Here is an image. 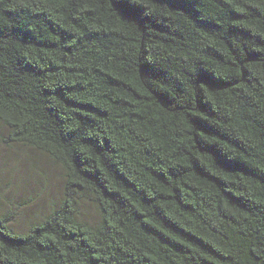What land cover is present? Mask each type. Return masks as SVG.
<instances>
[{
  "label": "trees",
  "instance_id": "1",
  "mask_svg": "<svg viewBox=\"0 0 264 264\" xmlns=\"http://www.w3.org/2000/svg\"><path fill=\"white\" fill-rule=\"evenodd\" d=\"M0 126L65 172L0 264H264V0H0Z\"/></svg>",
  "mask_w": 264,
  "mask_h": 264
},
{
  "label": "rangeland",
  "instance_id": "2",
  "mask_svg": "<svg viewBox=\"0 0 264 264\" xmlns=\"http://www.w3.org/2000/svg\"><path fill=\"white\" fill-rule=\"evenodd\" d=\"M0 126V215L14 213L12 228L24 232L43 220L64 194L65 172L49 155L22 146L8 147ZM6 135V133H5ZM84 218L98 219L95 206L80 200Z\"/></svg>",
  "mask_w": 264,
  "mask_h": 264
}]
</instances>
